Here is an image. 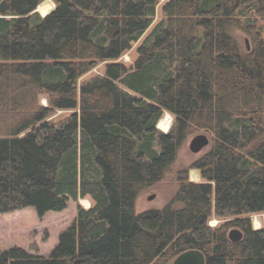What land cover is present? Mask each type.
Listing matches in <instances>:
<instances>
[{
  "label": "trees",
  "instance_id": "trees-1",
  "mask_svg": "<svg viewBox=\"0 0 264 264\" xmlns=\"http://www.w3.org/2000/svg\"><path fill=\"white\" fill-rule=\"evenodd\" d=\"M44 1L0 0V214L92 207L77 206L48 257L12 248L0 264H163L188 250L264 264L250 220L264 213V0H168L151 29L158 0H51L41 16ZM138 42L133 64L118 63ZM57 110L76 112L55 124ZM199 129L214 134L190 165L202 182L180 171L168 204L136 214ZM212 215L224 221L210 227Z\"/></svg>",
  "mask_w": 264,
  "mask_h": 264
},
{
  "label": "rangeland",
  "instance_id": "rangeland-1",
  "mask_svg": "<svg viewBox=\"0 0 264 264\" xmlns=\"http://www.w3.org/2000/svg\"><path fill=\"white\" fill-rule=\"evenodd\" d=\"M158 1L159 6L157 7L156 16L150 29L161 19L162 5L168 0ZM52 8L53 3L51 1L43 2L38 7L40 14H46ZM234 35L243 50L249 49V41L243 33L236 31ZM138 44L139 42L134 44L117 62L123 63L127 67L131 66L137 57L136 47ZM105 65L106 62L98 63L91 71L79 78L77 92L82 83L96 76H102ZM39 104L48 107V102L45 97L41 96L39 98ZM75 112L70 110H57L53 112L48 120L59 124L66 121ZM166 115L170 116V124L167 129H163L159 126V123L165 119ZM172 122L173 116L166 112L159 121L157 129L162 133H167L172 126ZM199 134H205L207 136L209 145L201 152L194 154L189 150V142ZM213 140L214 134L211 131L203 129L197 130L188 137L179 148L175 162L171 165L162 180L146 188L138 195L135 202L136 214L161 209L168 204L177 189L176 176L180 171H184L187 174L189 181L202 182L200 172L197 169H190V165L208 152L213 144ZM151 196H154V198L150 200L149 197ZM78 205L83 209H89L92 207V202L89 198L80 199L78 202L69 200L67 207L63 211L48 212L42 218L31 207L0 214V254L8 249L21 248L33 255L48 257L57 245L59 235L74 223ZM250 220L254 229L264 228V213L252 214L250 215ZM222 221L224 220L212 215L208 220V226L217 227ZM171 263L172 261H168L163 264Z\"/></svg>",
  "mask_w": 264,
  "mask_h": 264
},
{
  "label": "water",
  "instance_id": "water-1",
  "mask_svg": "<svg viewBox=\"0 0 264 264\" xmlns=\"http://www.w3.org/2000/svg\"><path fill=\"white\" fill-rule=\"evenodd\" d=\"M46 1H51V0H45L44 2H46ZM39 5H38V7H39ZM38 7L35 10L36 12H39ZM54 7H55V5L53 4V9H54ZM52 10H50L46 14H41V16L47 15ZM208 145H209V139L207 138V136L205 134H199V135H196L195 137H193L191 139V141L189 142V150L192 153L197 154V153L201 152L203 149H205ZM153 198H154V196L149 197L150 200ZM228 238H229V240H231L233 242L239 241L242 238V233L237 229H232L229 231ZM171 264H205V257L198 250H188V251H185V252L181 253L180 255H178L172 261Z\"/></svg>",
  "mask_w": 264,
  "mask_h": 264
},
{
  "label": "bare ground",
  "instance_id": "bare-ground-1",
  "mask_svg": "<svg viewBox=\"0 0 264 264\" xmlns=\"http://www.w3.org/2000/svg\"><path fill=\"white\" fill-rule=\"evenodd\" d=\"M169 124H170V116L166 115L165 119L159 123V126L162 127L163 129H167L169 127Z\"/></svg>",
  "mask_w": 264,
  "mask_h": 264
}]
</instances>
